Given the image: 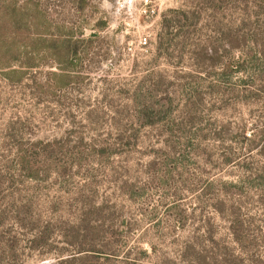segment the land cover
Returning a JSON list of instances; mask_svg holds the SVG:
<instances>
[{
    "label": "rangeland",
    "instance_id": "1",
    "mask_svg": "<svg viewBox=\"0 0 264 264\" xmlns=\"http://www.w3.org/2000/svg\"><path fill=\"white\" fill-rule=\"evenodd\" d=\"M81 248L264 264V0H0V264Z\"/></svg>",
    "mask_w": 264,
    "mask_h": 264
},
{
    "label": "trees",
    "instance_id": "2",
    "mask_svg": "<svg viewBox=\"0 0 264 264\" xmlns=\"http://www.w3.org/2000/svg\"><path fill=\"white\" fill-rule=\"evenodd\" d=\"M30 21V20H29ZM28 21V22H29ZM26 23V22H25ZM24 23V24H25ZM23 24V25H24ZM19 27V26H18ZM27 27V26H26ZM56 42L58 41L57 39L55 40ZM65 43V41H64ZM66 44V43H65ZM66 48H67V44H66ZM237 240H239L238 238H236ZM82 249V248H81ZM78 250V253H83L81 256L79 257H75L73 256L72 259L70 261H77L79 260V262H81L80 264H96V262H94V260L98 259V256L97 253L96 254H92L93 252L95 253L94 250H90V249H82V250ZM97 252V251H96ZM94 258V259H93Z\"/></svg>",
    "mask_w": 264,
    "mask_h": 264
}]
</instances>
